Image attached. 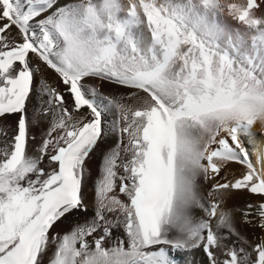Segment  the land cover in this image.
I'll list each match as a JSON object with an SVG mask.
<instances>
[{"label": "snow or ice", "instance_id": "obj_1", "mask_svg": "<svg viewBox=\"0 0 264 264\" xmlns=\"http://www.w3.org/2000/svg\"><path fill=\"white\" fill-rule=\"evenodd\" d=\"M257 10L264 0H0V121L15 117L0 124V264H175L197 250L264 264V157L244 139L264 123ZM113 137L90 205L89 161ZM231 163L245 170L230 179ZM238 192L260 202L229 207Z\"/></svg>", "mask_w": 264, "mask_h": 264}, {"label": "bare ground", "instance_id": "obj_2", "mask_svg": "<svg viewBox=\"0 0 264 264\" xmlns=\"http://www.w3.org/2000/svg\"><path fill=\"white\" fill-rule=\"evenodd\" d=\"M63 2V0H62ZM237 2H241V0H237ZM257 15H264V11L257 10ZM224 23L230 27V28H238L241 31L244 30V26L237 24V22L233 21L231 18H225ZM44 78L49 79V82L53 84V86L62 87V85H58L57 81L54 77H50V74L45 73ZM92 83H95L101 87L103 91H110V92H117V91H124L123 89H115L111 87L110 85H103L99 81H92ZM35 103V101H33ZM111 116L112 113H109ZM15 117H8L6 120L0 121V124H6V125H12L14 122ZM47 128V124H42L40 128L33 129V133L37 135V138L39 139L41 133ZM253 132L255 133L254 137L252 139H245V146L248 148L250 157L254 164H257V157H264V123L257 122L256 125L253 128ZM115 142V137H113L111 140L107 142L105 145H101V147L96 150V152L92 155V159L89 161V176L87 178L86 184H87V192L86 195L88 197V202L91 205L93 198H94V192H93V184H94V178L97 176L98 168L101 164L103 154L107 150V148L113 146ZM258 167L260 165H257ZM244 167L237 164V163H231L228 165V172H229V178L238 177L243 171ZM123 199V197H121ZM246 202H251L253 204H258L260 202V196L259 195H249L246 192H238L235 193L233 198L228 201L229 207H235V208H242ZM238 215V213H237ZM74 221L70 218L68 220L63 221L57 228V232H67L73 225ZM243 232L246 234L247 239L250 242H253L256 240L257 237L262 236V230L259 227H250L248 225L243 226ZM222 259V257H221ZM174 262L175 264H209V258L207 255L200 250L194 251L189 254L179 253L174 255Z\"/></svg>", "mask_w": 264, "mask_h": 264}, {"label": "rangeland", "instance_id": "obj_3", "mask_svg": "<svg viewBox=\"0 0 264 264\" xmlns=\"http://www.w3.org/2000/svg\"><path fill=\"white\" fill-rule=\"evenodd\" d=\"M205 253V252H204ZM206 254V253H205Z\"/></svg>", "mask_w": 264, "mask_h": 264}]
</instances>
